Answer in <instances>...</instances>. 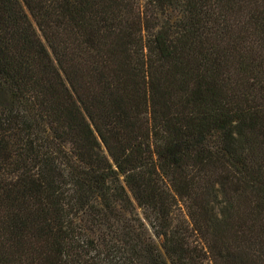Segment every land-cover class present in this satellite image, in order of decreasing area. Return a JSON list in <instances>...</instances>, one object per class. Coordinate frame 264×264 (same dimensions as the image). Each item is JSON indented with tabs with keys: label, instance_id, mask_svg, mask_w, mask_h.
<instances>
[{
	"label": "trees",
	"instance_id": "16d2710c",
	"mask_svg": "<svg viewBox=\"0 0 264 264\" xmlns=\"http://www.w3.org/2000/svg\"><path fill=\"white\" fill-rule=\"evenodd\" d=\"M0 264H264V0H0Z\"/></svg>",
	"mask_w": 264,
	"mask_h": 264
}]
</instances>
